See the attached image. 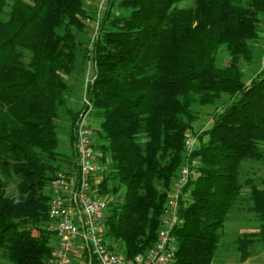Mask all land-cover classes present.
<instances>
[{
	"label": "trees",
	"instance_id": "1",
	"mask_svg": "<svg viewBox=\"0 0 264 264\" xmlns=\"http://www.w3.org/2000/svg\"><path fill=\"white\" fill-rule=\"evenodd\" d=\"M30 1L0 0V260L48 264L53 256L51 181L75 166L83 111L66 106V78L78 79L86 60L94 76L85 97L105 169L96 194L115 198L106 237L128 258L151 247L169 189L195 159L174 264H213L232 214L257 224L233 243L241 261L264 247V179L244 174L264 163V58L248 80L240 68L253 61L264 30V0H194L187 8L178 7L183 0H109L87 47L78 41L90 28L84 0ZM223 49L228 64L218 67ZM204 108H212L211 123L187 157L196 109ZM61 111L71 160L58 151ZM12 180L17 192L7 196Z\"/></svg>",
	"mask_w": 264,
	"mask_h": 264
},
{
	"label": "built area",
	"instance_id": "2",
	"mask_svg": "<svg viewBox=\"0 0 264 264\" xmlns=\"http://www.w3.org/2000/svg\"><path fill=\"white\" fill-rule=\"evenodd\" d=\"M109 0H96V16L101 20ZM83 111L75 133V166L59 171L51 181L48 204L49 230L52 232L53 256L48 264H73L74 255L81 253L87 264H174L179 209L189 197L188 184L195 176L197 162L185 163L172 183L154 244L126 257L116 242L106 237V215L109 201L96 194L104 170L101 153L94 143L96 129L91 126L92 104L84 96ZM196 139L185 142L189 157Z\"/></svg>",
	"mask_w": 264,
	"mask_h": 264
},
{
	"label": "rangeland",
	"instance_id": "3",
	"mask_svg": "<svg viewBox=\"0 0 264 264\" xmlns=\"http://www.w3.org/2000/svg\"><path fill=\"white\" fill-rule=\"evenodd\" d=\"M26 3L31 4L30 0H21ZM194 4V0H183L178 7L179 8H187L191 7ZM84 6L86 9V13L89 17V26L87 33L80 34L78 36V41L81 42L84 46H90L92 43V39L94 38L95 32L100 24V19L97 18L96 13V0H84ZM116 10V9H115ZM121 12V10H120ZM255 46L253 51V61L251 63L241 62L240 68L244 73L245 78L248 80L250 77L255 75L258 70L262 67V58H264V30L259 34V40L257 43L253 44ZM81 58V57H80ZM228 55L226 51L223 49L219 52L217 56V66L224 67L228 64ZM83 64V72L79 76L78 79L73 80L70 78H66V80L70 83L73 92L70 95H66L67 104L69 108L73 111H78L82 108L83 97L86 94V86L92 80L94 76V67L90 60L81 61ZM74 93V94H73ZM199 115V121L193 125V135L190 134L188 138H195L197 145V136L196 133H199L205 129H207L210 125V113L212 112V108H204V109H196ZM92 115V114H91ZM91 126L93 128H97L98 121L93 117L91 119ZM57 136L59 139V152L62 154L60 156L64 160H68L71 153L69 152V119L64 111H61L59 114V120L57 122ZM97 139L95 138L94 143L97 145ZM76 149V148H75ZM76 159V158H75ZM71 160V158L69 159ZM64 163V162H61ZM66 169V166H65ZM105 170V169H104ZM245 175H251L255 173L254 178H262L264 179V163L260 164H248L245 167ZM63 171V170H62ZM107 172L105 173V175ZM17 192L16 188V180H12L8 183L6 187V195L13 196ZM107 198L109 201L108 206L111 202L115 201V198L109 196H103ZM249 219H253L252 215H248L243 213V215L232 214L229 221L226 223L224 231H223V239L222 246L217 252L215 260L213 264H264V247L261 244L255 245L252 248L251 256L245 260L241 261L239 253L234 251V241L235 239L242 233L251 232L252 229H255L257 224ZM253 232V231H252ZM119 247V245H118ZM0 264H6L3 260H0Z\"/></svg>",
	"mask_w": 264,
	"mask_h": 264
},
{
	"label": "crops",
	"instance_id": "4",
	"mask_svg": "<svg viewBox=\"0 0 264 264\" xmlns=\"http://www.w3.org/2000/svg\"><path fill=\"white\" fill-rule=\"evenodd\" d=\"M73 264H87V261L81 253H76L74 255Z\"/></svg>",
	"mask_w": 264,
	"mask_h": 264
}]
</instances>
